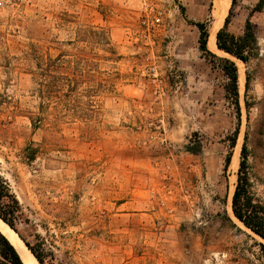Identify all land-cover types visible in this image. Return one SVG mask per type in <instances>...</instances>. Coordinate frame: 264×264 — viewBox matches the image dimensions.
Segmentation results:
<instances>
[{"label": "rangeland", "instance_id": "rangeland-1", "mask_svg": "<svg viewBox=\"0 0 264 264\" xmlns=\"http://www.w3.org/2000/svg\"><path fill=\"white\" fill-rule=\"evenodd\" d=\"M214 3L0 0V176L58 261L264 264V242L227 210L243 144L264 205V8L236 0L227 28L250 19L255 59L208 50L236 66V107L193 25L209 33Z\"/></svg>", "mask_w": 264, "mask_h": 264}, {"label": "trees", "instance_id": "trees-1", "mask_svg": "<svg viewBox=\"0 0 264 264\" xmlns=\"http://www.w3.org/2000/svg\"><path fill=\"white\" fill-rule=\"evenodd\" d=\"M231 7L224 20L223 27L216 34V48L224 54L247 65L255 59L258 54L257 37L254 26L250 19L245 21L244 29L240 36H234L228 32V24L232 15V8L236 0H230ZM264 8V0H257L252 13L261 12ZM208 22H197L194 27L198 31V48L204 58L210 59L211 63L216 64L227 80L226 91L231 94L235 106H238L237 92V69L233 62L225 58H218L207 49ZM213 64V65H214ZM73 81V80H72ZM248 87V76H246V89ZM75 87L70 90L73 95ZM236 135V132H234ZM230 148L234 145L232 139ZM29 151V148H27ZM187 153L197 155L200 150L186 148ZM229 155L226 157L224 171L229 165ZM33 161L34 157L27 158ZM247 169V148L243 144L240 151V161L237 170V179L233 195L231 198V211L234 218L241 223L247 230L253 233L264 242V205L254 198L250 191V184L246 174ZM76 197V196H75ZM74 198V197H73ZM0 220L7 225L25 245L38 264H72L63 253V260L58 261L56 252L59 248L42 236L39 230L48 233L46 224L42 221L35 222L33 213L25 208L11 191L9 184L0 176ZM259 247L264 251V245ZM0 264H22L18 254L9 241L0 233Z\"/></svg>", "mask_w": 264, "mask_h": 264}, {"label": "bare ground", "instance_id": "bare-ground-1", "mask_svg": "<svg viewBox=\"0 0 264 264\" xmlns=\"http://www.w3.org/2000/svg\"><path fill=\"white\" fill-rule=\"evenodd\" d=\"M214 2H215L214 3L215 6H214L213 16H214L215 21H214L213 27L209 31L208 40H207V48H208L209 51H211V52H213L215 54H222L224 56H227L223 52L217 50L215 42H216L217 31L222 26L223 21L225 19V16H226V14L228 12V9H229V6H230V0H214ZM237 62L239 64H241L239 61H237ZM238 67H239V70H240V72H238V84L242 85V83L244 81V76H243V72H242V69H241V65H239ZM235 149H237V148H235ZM233 155H234V153H233ZM233 159H232L233 161H231V163L233 162L232 163V167H233V169L236 170L237 165H238V160H237L236 156L235 157L233 156ZM230 166H231V164H230ZM230 170H231V168H230ZM231 173H232V171H231ZM234 180L235 179H233V181ZM230 190H231V192L229 193L230 195H229V198H228V208H227V210H228L229 214L232 216L231 194L233 193L234 187L232 186L230 188ZM239 224H241V223H239ZM0 233L9 241V243L16 250L17 249L20 250V253L22 252L25 255L24 258L22 257L24 259V260L22 259L24 264H37L36 260L31 256L30 252L25 248L24 244L17 237V235L7 225H5L3 222H1V220H0Z\"/></svg>", "mask_w": 264, "mask_h": 264}, {"label": "water", "instance_id": "water-1", "mask_svg": "<svg viewBox=\"0 0 264 264\" xmlns=\"http://www.w3.org/2000/svg\"><path fill=\"white\" fill-rule=\"evenodd\" d=\"M1 222H2V221H1ZM24 246H25V245H24ZM13 248H14V247H13ZM25 248H26V247H25ZM14 249H15V248H14ZM26 249H27V248H26ZM15 251H16V253L18 254V256H19V258H20L22 264H24V263H23V260H24L23 258L25 257V255H24L22 252L20 253V250H18V249H17V250L15 249ZM30 254H31V253H30ZM31 256H32V255H31ZM22 257H23V258H22ZM32 257H33V256H32ZM33 258H34V257H33ZM22 259H23V260H22ZM37 264H38V263H37Z\"/></svg>", "mask_w": 264, "mask_h": 264}]
</instances>
